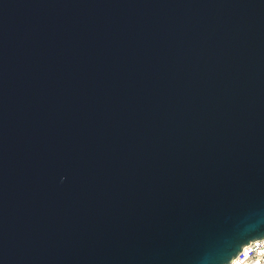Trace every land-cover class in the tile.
<instances>
[{
	"label": "water",
	"instance_id": "water-1",
	"mask_svg": "<svg viewBox=\"0 0 264 264\" xmlns=\"http://www.w3.org/2000/svg\"><path fill=\"white\" fill-rule=\"evenodd\" d=\"M263 237L264 0H0V264Z\"/></svg>",
	"mask_w": 264,
	"mask_h": 264
},
{
	"label": "built area",
	"instance_id": "built-area-1",
	"mask_svg": "<svg viewBox=\"0 0 264 264\" xmlns=\"http://www.w3.org/2000/svg\"><path fill=\"white\" fill-rule=\"evenodd\" d=\"M228 264H264V237L245 244Z\"/></svg>",
	"mask_w": 264,
	"mask_h": 264
}]
</instances>
